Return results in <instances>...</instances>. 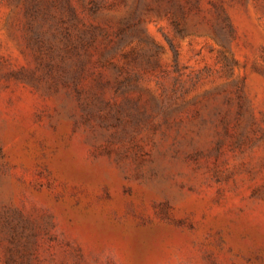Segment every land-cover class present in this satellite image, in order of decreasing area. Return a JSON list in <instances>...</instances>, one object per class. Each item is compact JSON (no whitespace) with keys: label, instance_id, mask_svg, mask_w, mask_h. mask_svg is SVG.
Here are the masks:
<instances>
[{"label":"rangeland","instance_id":"374dc122","mask_svg":"<svg viewBox=\"0 0 264 264\" xmlns=\"http://www.w3.org/2000/svg\"><path fill=\"white\" fill-rule=\"evenodd\" d=\"M0 264H264V0H0Z\"/></svg>","mask_w":264,"mask_h":264}]
</instances>
